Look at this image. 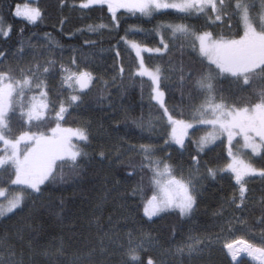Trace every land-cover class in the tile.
Wrapping results in <instances>:
<instances>
[{
  "label": "snow or ice",
  "instance_id": "snow-or-ice-1",
  "mask_svg": "<svg viewBox=\"0 0 264 264\" xmlns=\"http://www.w3.org/2000/svg\"><path fill=\"white\" fill-rule=\"evenodd\" d=\"M33 3H38V0H33ZM72 7L101 13L99 23L87 24L78 30L95 34L118 32L121 21L126 18L152 20L157 16L171 15L180 21L200 22L160 21L151 30L136 25L124 29L125 34L113 47L119 49L123 44L125 52L129 55L135 53V67L128 70L129 79L134 85L139 78L143 92V81L147 78L150 82V100L159 107L155 116L134 118L132 123L141 133L147 132L148 139H162L163 146L127 145L124 151L118 144L115 151L102 146L97 156L117 167L125 165V151L140 156L138 164L128 160L126 166L131 171L125 179L141 176L131 188L130 197L139 199L137 207L142 205L143 217L148 221L172 213L191 219L197 205L194 180L199 177L202 166L198 157L206 155L218 145H224L226 141L227 156L216 158L217 161L226 162H218L215 166L203 162L207 178L216 179L217 176L226 175L234 181L232 194L224 197L221 204L222 210L225 205L232 206L233 214L225 216L223 211L216 213L220 232L215 238L219 239L222 234L242 233L223 246L231 257V264H264V193L258 201L261 211L257 220L260 226L258 232L253 231L246 218L235 215L236 210H250V201L251 207L257 204L250 195V178L259 176L264 179V166L256 167L251 162L255 160L264 165V0H79V4ZM15 15L30 25L44 19L41 8L30 3L18 4ZM106 17L108 23H104ZM241 27L242 35L239 34ZM201 28L205 30L201 31ZM11 31L12 25H6L4 18L0 17V37H9ZM225 31L231 38L223 34ZM137 34L144 38L158 36L160 46L148 47L128 39ZM44 39L47 47L40 55L46 53L49 58L38 59L28 67H21L19 63L16 66L6 64V53L0 51V58H3L0 59V151L3 152L0 155V218L7 219L9 214L22 212L29 200L43 195L50 185L57 182L63 184L68 177L73 181L80 178L84 173L85 159L91 162L94 158L85 150L92 142L90 122L80 121L81 126L76 128L64 127L63 124L74 112L90 103L86 98L102 78L89 70L91 61L83 56H73L66 62H60L57 68L58 61L52 58L54 50L60 49L62 52L64 46L50 33H45ZM177 42L182 50L187 49L194 57L187 65L181 63L179 68L180 85L182 88L188 87L187 109L182 106L170 109L166 105L162 82L167 81L169 76L163 66L146 64L143 55L148 53L149 57H163L176 47ZM95 43L84 41L89 46ZM20 44L18 56L13 54L18 60L25 55L24 42L20 41ZM27 47L35 56V45L29 41ZM72 50L76 51L75 48ZM116 56L120 57L119 50ZM77 59L80 63H77ZM125 71L121 62L118 69L121 80ZM168 71L175 72L176 69L169 68ZM57 73L60 87L54 91L48 80L55 79ZM115 80L114 76L112 81ZM103 83L106 87L108 82ZM105 99L107 97L102 94L96 97L97 102ZM198 99L200 102L197 104L195 101ZM124 115L127 120V112ZM53 120L55 127L49 130L50 134L31 131V128L41 127ZM118 125L117 121V131ZM24 128L28 130H21ZM201 129L207 131L198 139H193ZM73 138L77 143L73 142ZM188 144L194 145L196 151V155H190L189 178L182 174L177 176L166 159L156 156L164 147L173 145H178L183 154L188 151ZM245 156L249 159H245ZM146 173H150L147 179ZM149 192L151 195H148ZM63 204L61 200V211ZM91 223L98 230L97 246L64 259L65 242L59 238L36 254L46 258L47 264H96L94 256L97 251L103 255L112 246L123 253L122 264H145L141 254L159 247L156 238L142 227L129 229L121 237L114 226L105 228L99 217H93ZM22 231L16 233L17 239H24ZM245 236L248 238L245 239ZM11 239L7 233L0 235V264H31V255L26 261L24 251L17 253L15 246L9 242ZM188 240L191 243L182 242L174 250L165 249V252L170 256L190 257L213 243L211 235L189 236ZM26 247L35 253L32 240L27 241ZM147 264L165 262L149 257Z\"/></svg>",
  "mask_w": 264,
  "mask_h": 264
},
{
  "label": "trees",
  "instance_id": "trees-1",
  "mask_svg": "<svg viewBox=\"0 0 264 264\" xmlns=\"http://www.w3.org/2000/svg\"><path fill=\"white\" fill-rule=\"evenodd\" d=\"M28 1L0 0V17L4 18L6 25H12L10 36L0 37V51L6 53L5 63L12 66L19 63L21 67H28L34 65L38 59L49 58L46 53L40 55L45 52L47 47L44 39L45 33H50L52 38L64 46L62 52L60 49L54 50L55 55L52 58L58 61L57 68L60 62H66L73 56L87 57L91 61L88 65L89 70L102 79L97 81L92 93L86 98L90 103L80 111L74 112L63 125L79 127L81 126L80 121L90 122L92 142L85 150L94 158L91 162L85 159L83 162L84 173L80 178L73 181L71 177H68L63 184L57 182L50 185L43 195L33 197L35 203L33 200H29L22 212H17L15 215L9 214L7 219L0 218V235L7 233L12 237L9 242L15 246L17 253L21 250L24 251L26 261L31 255V264H47L46 258L36 253L54 244L59 238H63L65 242L64 259H70L74 254L86 252L91 247L97 246L98 230L91 221L93 217H99L100 223L105 228L114 226L115 231L121 237H124L129 229L142 227L145 232L156 238L159 247L141 254L145 264L149 257L157 261L163 260L165 264H231V257L223 246L243 234L240 232L235 235L222 234L219 239H216L215 236L220 232L219 217L216 213L223 211L225 216L233 214L232 206L225 205L222 210L221 204L224 197L232 194L234 181L226 175L217 176L216 179L207 178L203 166V162H207L208 166L226 162L216 159L218 156H227L226 141L224 145H218L206 155L201 154L198 157L202 161V166L199 177L194 180L197 205L191 219L181 218L178 214L172 213L162 214L160 217L148 221L146 217H143L142 205L137 207L140 204L139 199L130 197L131 188L140 180L141 176L135 175L125 179L126 174L131 171L126 166L128 160L131 159L133 163L138 164L140 156L135 152L125 151L123 157L125 165L118 167L110 165L106 160H100L97 156L102 146L105 149L111 147L113 151L117 144L121 151H124L127 145L154 144L157 147L163 146L162 139H148L147 132L141 133L132 123L134 118L143 116L147 119L149 115L155 116L159 107L155 101L150 100V82L147 78H144L143 81V92L139 78L134 85L129 79L128 70L135 67L133 60L135 53L129 55L125 52L123 44L119 49L113 47L119 37L125 34L124 29L130 25H136L139 28L151 30L160 21L189 24L200 22L195 20L180 21L171 15L157 16L152 20L126 18L121 21L118 32L105 31L95 34L86 30L84 32L78 30L83 29L87 24L99 23L98 17L101 13L99 11H81L78 7H72L73 4L78 5L79 0H63V3L62 0H38L35 5L41 8L44 19L36 25H30L22 17L15 15L16 6ZM31 1L33 2V0ZM104 11L106 13V9ZM62 21L63 23H61ZM104 23H108V17L105 18ZM200 30L205 29L201 28ZM242 33L241 27L239 34ZM223 34L230 36L227 31ZM128 39H134L148 47L160 46L158 36L144 38L137 34L129 36ZM86 40L96 43L91 46L85 45L84 41ZM20 41L24 42L25 55L23 59L18 60L13 54L18 56L21 48ZM29 41L35 45V56L32 51L28 50ZM73 48L76 49L75 52H73ZM117 50L120 51V57L116 56ZM143 55L146 64L163 66L169 76L167 81L162 82L166 105L170 109L173 106H182L187 109L189 106L188 87L182 88L180 85L179 68L181 63L187 65L194 59L190 51L182 50L180 43L177 42L176 47L163 57L159 55L149 57L148 53ZM121 62L126 69L123 80L118 73ZM77 63H80L79 59H77ZM169 68H175L176 71H168ZM114 76L116 77L115 82L112 81ZM104 81L108 82L106 87ZM48 84L54 91L57 90L60 87L59 73L56 74L55 79L48 80ZM101 94L107 99L97 102L96 97ZM64 95L67 96L68 93L65 92ZM195 102L198 104L200 100ZM125 112L128 114L127 120H125ZM117 121L119 122L118 131L116 130ZM54 126L55 121L53 120L41 127H33L31 131L45 132ZM205 131L207 129H201L195 133L193 139H198L199 136L204 135ZM81 146L83 147V145ZM187 147L188 151L183 154L178 145L164 147L162 152L156 153V156L166 159V162L175 169L177 176L182 174L185 178H189L190 155H196V151L192 144H188ZM2 154L3 152L0 151V155ZM247 159H249L248 156ZM251 162L256 167L264 166L255 160ZM148 175L150 173H146L145 179ZM248 187L251 189L250 195L257 204L255 207H251L252 202L250 201V210H236L235 215L246 218L253 231L258 232L260 226L257 220L261 216L258 201L261 194L264 193V179L254 176L250 178ZM148 195L151 193L149 192ZM61 200L64 201L63 211L60 207ZM20 230H23V240L16 238V233ZM209 235L213 237L211 246L203 247L201 252L190 257L187 255L183 257L170 256L165 252V249L174 250L182 242L191 243L188 240L189 236L205 237ZM28 240H32L35 253L30 252L26 247ZM94 260L96 264H122L124 256L120 249L109 246L108 252L103 255L97 251Z\"/></svg>",
  "mask_w": 264,
  "mask_h": 264
},
{
  "label": "rangeland",
  "instance_id": "rangeland-1",
  "mask_svg": "<svg viewBox=\"0 0 264 264\" xmlns=\"http://www.w3.org/2000/svg\"><path fill=\"white\" fill-rule=\"evenodd\" d=\"M25 3H30V4H33V6H36L35 3H33L31 0H29L28 2H25ZM25 3H20L19 5H24ZM15 11H16V8H15ZM243 34V33H242ZM241 34V35H242ZM229 38H231V36H229ZM64 126V125H63ZM55 127V126H54ZM64 127H72V126H64ZM72 128H76V127H72ZM45 134H50L49 131H45ZM73 142L76 143L77 140L76 138H73ZM242 143V141H241ZM29 147H31V145L29 144ZM3 155V154H2ZM245 159H247V156L244 157ZM243 255V254H242Z\"/></svg>",
  "mask_w": 264,
  "mask_h": 264
}]
</instances>
